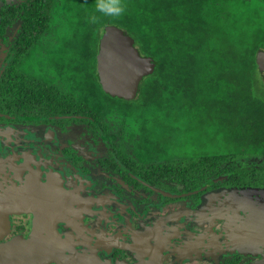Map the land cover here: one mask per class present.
<instances>
[{"label":"flooded vegetation","instance_id":"af4514ba","mask_svg":"<svg viewBox=\"0 0 264 264\" xmlns=\"http://www.w3.org/2000/svg\"><path fill=\"white\" fill-rule=\"evenodd\" d=\"M21 1L0 0V264H264V185L152 172L140 133L38 94L29 31L1 19Z\"/></svg>","mask_w":264,"mask_h":264},{"label":"trees","instance_id":"16d2710c","mask_svg":"<svg viewBox=\"0 0 264 264\" xmlns=\"http://www.w3.org/2000/svg\"><path fill=\"white\" fill-rule=\"evenodd\" d=\"M8 13L1 17L6 26L19 22L29 31L23 59L38 62L27 71L34 90L45 87L48 101L66 108L55 90L64 87V96H77L78 113L104 126L111 141L140 133L139 151L152 172L225 173L239 184L264 185V85L255 61L264 49V0H22L14 17ZM106 25L125 30L153 60L135 99L111 96L98 80ZM195 118L214 125L213 141L191 155L165 156L159 121H183L185 129Z\"/></svg>","mask_w":264,"mask_h":264},{"label":"water","instance_id":"95a60500","mask_svg":"<svg viewBox=\"0 0 264 264\" xmlns=\"http://www.w3.org/2000/svg\"><path fill=\"white\" fill-rule=\"evenodd\" d=\"M255 61L264 73V49ZM153 60L140 54L132 37L116 25H106L99 40L97 73L105 91L121 98H133L140 81L153 70Z\"/></svg>","mask_w":264,"mask_h":264},{"label":"rangeland","instance_id":"374dc122","mask_svg":"<svg viewBox=\"0 0 264 264\" xmlns=\"http://www.w3.org/2000/svg\"><path fill=\"white\" fill-rule=\"evenodd\" d=\"M259 81L262 85H264V73L259 74ZM144 117L145 118L149 117L150 119V114L145 113ZM159 123L161 124L159 131H161V128L163 127V132H164V137H165V140L162 143V146L164 148L162 152L165 156L167 154L170 157L191 155L193 153L192 149H194L197 146V144H201V142L208 143V142H211V140L213 141V139H211V135L213 134L212 132L214 129V125L205 124L204 121H201L198 118H195L189 124L190 126H188L185 129H184L185 123L183 121H179V123L169 124L166 120H163V121L160 120ZM174 125H178V127L175 128ZM145 126L149 130L151 127L153 128V126L150 124L149 121L145 123ZM169 126H173L174 128L173 129L172 127L169 128ZM151 134L156 135V138L158 139L160 138L159 136L160 132L159 134H154L151 132Z\"/></svg>","mask_w":264,"mask_h":264}]
</instances>
